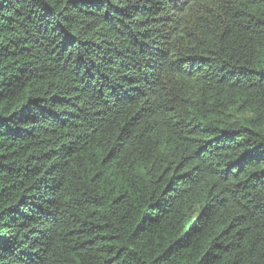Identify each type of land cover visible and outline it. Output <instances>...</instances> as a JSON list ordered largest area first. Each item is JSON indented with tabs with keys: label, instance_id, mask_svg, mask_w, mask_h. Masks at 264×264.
I'll list each match as a JSON object with an SVG mask.
<instances>
[{
	"label": "trees",
	"instance_id": "1",
	"mask_svg": "<svg viewBox=\"0 0 264 264\" xmlns=\"http://www.w3.org/2000/svg\"><path fill=\"white\" fill-rule=\"evenodd\" d=\"M0 264H264V0H0Z\"/></svg>",
	"mask_w": 264,
	"mask_h": 264
}]
</instances>
